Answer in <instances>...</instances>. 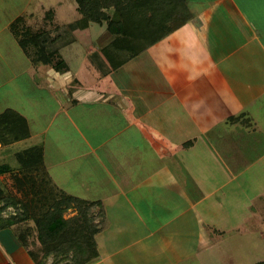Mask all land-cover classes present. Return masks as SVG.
<instances>
[{"label": "crops", "instance_id": "1", "mask_svg": "<svg viewBox=\"0 0 264 264\" xmlns=\"http://www.w3.org/2000/svg\"><path fill=\"white\" fill-rule=\"evenodd\" d=\"M8 1L18 0L0 3ZM185 2V22L118 68L103 71L99 59L97 63L87 56L98 72L94 84L103 85L106 78L108 87L86 88L76 75L37 66L61 84L64 104L96 99L112 110L101 123L113 129V135H101L97 129L100 136L86 137L82 132L78 140L86 151L70 157L84 158L107 181L99 176L101 185L79 187V174L72 170L71 184H66L68 175L44 161L58 188L97 200L103 209L95 234L97 257L88 264H201L202 249L210 253V241L225 232L220 224L238 219L227 203L233 197L249 205L250 190H260L253 176H264V0ZM23 11L0 27L1 35L10 32V23ZM91 26L82 31L91 35ZM112 38L108 32L105 42L96 50L89 44L86 52L98 51ZM8 42L7 35L0 39ZM2 49L0 112L12 108L22 113L32 137L24 110L6 104L17 73ZM74 82L81 87L74 88ZM64 114L68 126L78 129L69 112ZM78 124L86 130V123ZM51 126L50 120L44 130ZM111 139L113 146L107 149ZM12 144L0 145V150ZM106 183L113 187H99ZM0 264H35L10 227H0Z\"/></svg>", "mask_w": 264, "mask_h": 264}, {"label": "trees", "instance_id": "2", "mask_svg": "<svg viewBox=\"0 0 264 264\" xmlns=\"http://www.w3.org/2000/svg\"><path fill=\"white\" fill-rule=\"evenodd\" d=\"M79 18L53 28L33 29L22 16L9 25L20 48L34 64L67 70L62 47L90 23H105L113 35L98 49L114 70L156 42L189 17L185 0H74ZM45 16H53L49 9ZM236 117H230L233 120ZM30 135L27 120L12 108L0 112V145ZM15 165L0 164V227H10L35 264H88L97 257L95 234L101 220L93 212L99 201L58 188L47 173L43 146L31 144L14 152ZM8 173L11 183L3 180ZM101 206V205H100ZM13 211L2 217L5 209ZM73 208L76 213L64 217ZM98 208V207H97ZM99 207L98 215L102 213ZM52 261L47 263V258ZM255 264H264L259 261Z\"/></svg>", "mask_w": 264, "mask_h": 264}, {"label": "rangeland", "instance_id": "3", "mask_svg": "<svg viewBox=\"0 0 264 264\" xmlns=\"http://www.w3.org/2000/svg\"><path fill=\"white\" fill-rule=\"evenodd\" d=\"M49 9L52 11L53 16H45V13ZM21 10H24L22 17L26 25L33 29L53 28L56 25L67 24L80 16L74 0H30L29 3L28 0L8 1L4 5L0 3V27L14 14L21 12ZM29 13H32L30 17ZM82 30L76 34L78 37L73 43L61 48V56L66 61L68 68L66 71L60 70L58 72L76 75L83 87H90V89L93 88L94 90L97 87L103 88V85L106 86L108 82L105 78V80H102L103 85L94 84L98 72L93 69L94 64H90L87 56L92 57L97 63L99 59V62L102 63L103 71L109 68L106 62V64L102 62V57L98 54V51L94 52L96 46L101 45L108 38L106 24L92 23L91 35L87 34V31ZM5 33V36L3 34H0V36L6 38L7 35L9 42L6 44L0 43V46H3L2 50L7 54L8 60L17 73V78L12 82L10 90H8L9 95L6 104L12 107L18 106L16 107L18 111L24 110L25 117L29 118L33 136L18 141L10 145L9 148L0 150V164L14 166L15 151L31 144H41L45 150L46 156L44 161L46 166L53 164L56 169L67 174L70 180L67 177L66 184H71L72 176L69 173L73 170L75 174H79L77 186L101 185V183L107 180L102 175H99L98 169L96 171L93 167L88 166L84 158L71 160L70 157L86 151L85 143L78 140V136H82V132L86 137L96 136L97 129L101 135H113L114 130L107 129V125L105 124L104 126L101 123L104 121V117L107 114L109 115L112 110L109 108L106 110V106L102 103L103 100L100 99V101L93 99L90 104L79 102L76 106H73L70 101H68V104H64L66 96L59 90V85L61 84L58 82L54 83L52 79L41 71V67L45 70L52 68L46 64L30 63L23 55L10 32L6 30ZM89 44L95 48L91 53L86 52ZM12 47L15 48L17 53L13 52ZM39 65L41 66L40 70H37V66ZM86 66H89L90 69H85L84 67ZM74 83L76 85H73ZM74 83L71 84L74 88L81 87L79 83ZM72 86L66 88L70 97H72ZM106 87H108V84ZM53 88L55 89L54 91ZM65 110L69 112L70 120L78 126V129L75 130L68 126L69 124H67L64 114ZM50 120L51 128L44 130ZM78 121L86 123V130H83L80 124L77 125ZM83 127L85 128V126ZM100 133L97 135L100 136ZM111 141L112 143L108 145L107 149L112 148L113 139ZM102 152L104 153L103 150ZM2 176L4 181L11 183V177L8 173H4ZM99 176L103 182L99 180ZM253 179H257V186L255 187L260 189L259 192L254 193V191L250 190L248 194L251 203L249 205L244 200L241 202L238 198H231V202L227 203V206L235 211L238 219L233 220L236 223L227 224L224 222L220 224L222 230H225V232H218L220 235H218L216 241H210L212 244L209 250L210 253L202 249L201 264H255L264 260V176L258 178L255 175ZM99 187L111 188L113 186L110 183H106ZM94 194L91 193V195L95 196ZM119 209L114 210L117 211ZM73 210L68 209L64 213V217H68L71 213H74ZM4 211L3 215H7L13 209L7 208ZM98 211L99 208L97 207L93 210L99 221L100 215H98ZM217 216L220 217L221 215L217 213ZM202 248H205L203 243ZM192 260L196 259L193 258ZM47 261L50 263L52 256H49ZM187 263L191 264L189 261L180 262V264ZM194 263L197 264L196 261Z\"/></svg>", "mask_w": 264, "mask_h": 264}]
</instances>
